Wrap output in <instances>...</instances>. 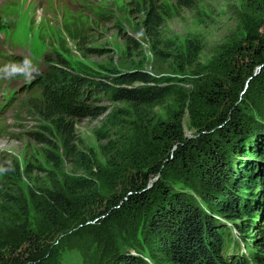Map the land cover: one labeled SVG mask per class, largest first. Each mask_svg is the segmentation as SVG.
I'll list each match as a JSON object with an SVG mask.
<instances>
[{"label":"rangeland","instance_id":"374dc122","mask_svg":"<svg viewBox=\"0 0 264 264\" xmlns=\"http://www.w3.org/2000/svg\"><path fill=\"white\" fill-rule=\"evenodd\" d=\"M148 5L157 14L150 31L144 25ZM247 16L244 0H0V212L18 209L7 201L10 196L27 211L25 224L20 221L9 225L7 216L0 215V254H8L10 247L26 252L29 243L27 238L21 239L25 229L27 235L38 236L49 245L48 264H119V258H123L120 256L129 253L143 264H172L163 254V243V252H156L159 241L155 237L159 239L158 233L163 229H157L156 234L149 230L147 222L154 202L148 207L149 201L136 214L132 213L137 209L133 207L115 219H109L108 212L101 213L108 204L125 197L133 175L138 171L149 173L154 168L157 172L145 190H153L158 182H164L171 194L188 190L203 201L197 187H190L196 175L188 178L191 173H186L183 161L174 160L177 146L168 130L175 129L179 115L182 137L193 142L192 150L201 168L211 157L215 179L220 175L230 178L225 185L226 199L237 205L228 195L237 187L245 199L238 205L261 216L264 189L256 179L255 168L264 160L257 159L254 149L263 154L264 124L259 122L264 120V101L258 102L257 96H264V88L259 89L252 82L264 73V64L258 66L253 47L241 41V32L251 25ZM261 21L258 33L264 36V20ZM235 41L241 43L234 44ZM50 65L113 88L123 78L143 73L151 83L135 82L123 87H148L153 91L160 88L156 99L159 101L155 105L116 103L109 93L91 101L87 98L85 104L102 108L104 113L98 118L65 120L73 124L69 138L42 112L44 98L36 83ZM225 74L229 79L241 76L240 86L238 91L223 93L220 106L215 102L213 83L221 80L223 85L233 87ZM168 87L186 91L189 99L183 105L177 104L167 95ZM229 99L242 107L241 111L256 104L255 111L247 115L250 131L256 128V132L246 137L249 149L243 148L251 159L238 163L240 168L251 170L248 183L236 178L238 168L234 167L232 179L231 172H221L218 147L208 156L212 146L205 147L201 140L215 118L225 113ZM32 134L45 141H34ZM64 144L68 145L67 150ZM226 144L228 150L232 143ZM105 145L107 149L103 148ZM232 154L228 150L227 158L233 159ZM210 160L207 159L208 164ZM65 177L92 179L95 189L81 199L82 206L74 217L63 216L62 221L49 228L40 205ZM152 195L157 203L163 202L162 193L154 190ZM245 211L242 213L247 214ZM214 217L219 220L221 231L233 236V254L247 258L250 250L248 253L245 249L250 248L248 240L252 238L245 236L243 226L250 223L251 216L235 222L240 230L222 215ZM261 218L253 226L254 233L262 224ZM140 223L143 229L139 227L134 237L132 232ZM137 239L143 241L146 251H134Z\"/></svg>","mask_w":264,"mask_h":264},{"label":"trees","instance_id":"16d2710c","mask_svg":"<svg viewBox=\"0 0 264 264\" xmlns=\"http://www.w3.org/2000/svg\"><path fill=\"white\" fill-rule=\"evenodd\" d=\"M244 1L247 7V18L251 21V25L249 29L246 26V29L241 32L243 33L242 36H244L241 41L243 43L246 42L250 45V47H253L256 64L258 66L263 65L264 36L261 33H258V30L263 24V21L261 20H264V0ZM148 7L144 25L146 29L150 31L153 29V23L155 21L157 22V14H155L152 5H148ZM241 41H235L234 44L238 42L241 43ZM254 44H256V46H254ZM250 64L253 67V64ZM261 71L263 73L264 68ZM227 77L228 74H225L224 78L228 80L233 87L223 85L221 80L213 83L215 86L214 94L216 93L215 102L219 103L220 106L221 95H223V93L226 94L230 90L238 91L240 86L241 76L235 77L236 79L231 77L229 79ZM257 78L259 79L255 80V83H253V81L252 84L256 85L259 89L261 87L264 88V73ZM135 82L149 84L151 83V79L143 73L130 75L123 78L119 82H116L115 84L118 85V87L113 88L78 77L68 72L67 68H54L50 65L46 71L38 77L36 86L41 90V95L44 98V102L41 103V105L43 108L42 112L46 119L53 120L55 127L58 130L63 131L70 138L74 131L73 124L69 125V123L65 122V120L73 121L77 117L98 118L104 113L102 108H92L90 105L85 104L87 98L91 101L100 94L109 93L111 101L116 103L122 102L130 103L132 105H155L158 103L159 100H156L159 98L157 91H159L160 88L153 91L152 88L148 87H137L132 89L123 87V85ZM165 91L171 99L180 105H183L190 96L186 93V91L183 92L178 87H168ZM257 100L260 103L263 102L264 96H257ZM230 102L231 99L228 100L225 113L222 114V117L219 115L215 118L211 128L208 129V131L201 137V140L202 143L205 144V147L212 146V149L208 148V156L213 149L215 150V148L218 147L216 150L217 154L220 156V161L218 162L221 165V172L224 169H226L228 173L231 172L230 174L232 179V176L235 177L232 175V173H234V167L236 169L238 168V175L236 178L241 182L245 181L244 183H248L247 180L250 178L249 172H251V170H247L246 167L243 169V166L240 168L238 163L242 165L243 161L246 162L245 158H248V160L251 159L246 156L247 154L243 148L247 147L249 149L250 142L247 141L246 137L251 132H256V128L250 131V127H248V122L250 120L247 116L251 111H255L254 108L256 107V104H254L251 109L248 107V109L241 111L240 109H242V107L239 108ZM262 105H264V102ZM179 116L176 117V121L174 122L175 129L173 128L174 130H168L169 134L172 133L170 134V138L176 142L177 146L174 152V160L179 159L180 161H183L182 164L184 165L183 168L186 169V173H191L188 175V178H191V175H196L195 181L191 182L190 187H197L203 201L201 202L196 195H193V192H188V190H186V193L177 191V193L171 194V189L167 188L164 182H158L153 190H145V187L149 184L150 178L155 175L154 172H157L154 168L149 173H142L138 171L136 175H133L134 177H131L130 179L129 190L125 194V197L119 201H114L112 204H108L106 206L107 210L101 214L105 215V213L108 212V218L115 219L121 214L124 215V213L130 212L133 207L137 208L132 212L136 214V211L139 208L145 207L149 201L150 203L148 207H151L154 202L150 209V222H147L150 226L149 230L152 234H156L155 232H157V229H163V232L160 231L158 233L159 239L155 237V240L157 242L159 241V249L156 246V252H163V246L165 251L163 254L172 264H264V201H261V216H258L256 212L251 213L250 211H245L242 209L243 207L238 205L243 204L245 199L243 194L239 193V190L236 189L237 187L234 188L231 193H228L230 198L232 197L237 201L236 202L234 200L237 205L233 201L226 199L227 195H225V192L227 190L225 185L229 183L230 178L220 175L222 177L215 179L214 171H216V169H214L211 164L213 160L211 157H209L211 159L210 164L207 163V159L209 158H206V160H204L207 165L203 162L204 165L203 168H201V164L198 162L195 157V152L192 150L193 142L185 140L182 137L179 125ZM256 117L260 119L261 116L257 115ZM259 124L263 125L264 120H260ZM256 125L258 124L256 123ZM144 128L145 127H143V129ZM148 130L150 129L148 128ZM150 132L152 136H154L153 131L150 130ZM230 135H234V138L231 139ZM38 136L39 135L32 134L34 141H45L42 138H38ZM219 137L221 138L219 139ZM219 141L223 144V146ZM226 141L232 143L228 146L229 152H233V159L231 160L227 158L228 150L226 149ZM218 142L220 143L221 148ZM46 143L48 142L46 141ZM48 144L51 143L49 142ZM64 147L67 150L68 145L64 144ZM103 148L107 149L108 147L105 145ZM219 148L221 149V154L218 153ZM222 151H225V154H222ZM213 152L215 153L216 151ZM254 152L259 156L257 159L261 157V159L264 160V149L263 154L258 150L255 151V149ZM112 158L113 156L110 159ZM53 159H55V157H53ZM124 159L125 156H122V160ZM228 160L230 161L228 162ZM253 162L255 163L256 161L253 160ZM260 165V167L255 168L258 172V174H256V179H258L264 189V164L261 162ZM94 189L95 183L92 179L86 180L78 177L61 178L58 185L54 186L53 194H50L47 197V200L40 205V210L46 217L49 228L56 226L59 221H62L63 216V218L68 219H70V217H74L76 214L75 211L80 209L82 206L81 199L87 195L93 194ZM154 190L163 194V202L160 200V203H157L155 195L150 197V193ZM260 199H263V195ZM16 200V198L10 196L7 201L14 203V206L18 207L17 210L7 209L6 211L0 212V215L4 214L7 216L5 221L9 225H16L17 222L20 221L22 224L26 223V208L24 206L20 207V203ZM253 205L255 204L253 203ZM168 207L169 209H167ZM156 210L157 212L155 213ZM242 211L247 212V214H243ZM135 214L134 217L136 216ZM216 214L220 216V218L222 215L225 219H228L229 221L231 220V222L234 223L235 227L239 230L241 226L235 222L240 219H245V215H248L249 217L251 216L249 221L250 223L243 226L245 236L252 238V240H248V242H250L248 244L250 248L245 249L248 253V250H250L247 258H242L240 256L237 257L233 254V245L230 242L233 236H231V233L221 231V225H218L219 220L214 217ZM259 218H261L262 224L257 232L254 233L252 231L253 226L257 225ZM141 221L144 224V219H141ZM143 224L140 223L134 229L132 232L134 237L137 235V229L139 227L142 228ZM216 225L219 227H216ZM21 236V239L27 238V243H29L30 248H28L26 252L22 253L21 251L19 252L18 247H10L8 254H0V264H48L51 259L49 245L44 244L43 240H41L38 236L31 237L29 234L27 235L25 229H23ZM139 242V240L136 242L137 247L134 251H146L147 248L143 241L141 240V242ZM147 253L149 257H152L149 252ZM120 257L123 258H119V264H143L139 258L132 256L131 253L125 254L124 256L121 255Z\"/></svg>","mask_w":264,"mask_h":264},{"label":"bare ground","instance_id":"6f19581e","mask_svg":"<svg viewBox=\"0 0 264 264\" xmlns=\"http://www.w3.org/2000/svg\"><path fill=\"white\" fill-rule=\"evenodd\" d=\"M10 56V55H9Z\"/></svg>","mask_w":264,"mask_h":264}]
</instances>
